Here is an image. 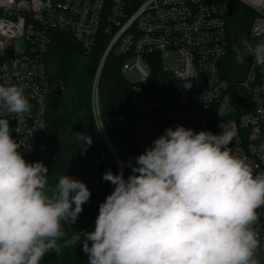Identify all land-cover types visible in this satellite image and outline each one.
Returning a JSON list of instances; mask_svg holds the SVG:
<instances>
[{"label":"clouds","instance_id":"9594fccd","mask_svg":"<svg viewBox=\"0 0 264 264\" xmlns=\"http://www.w3.org/2000/svg\"><path fill=\"white\" fill-rule=\"evenodd\" d=\"M240 45H233L239 63L252 56L264 66V40ZM0 109V264H41L59 251L61 221L74 224L91 192L68 175L49 184V168L18 151L7 116L20 123L31 114L22 87L0 85ZM220 127V134L168 127L135 158L132 175L125 179L123 162L118 174H103L114 189L99 205L94 231L84 232L88 264H259L252 226L264 206V173L253 175L232 154L236 128ZM78 139L92 143L82 133Z\"/></svg>","mask_w":264,"mask_h":264},{"label":"built area","instance_id":"2783aa9c","mask_svg":"<svg viewBox=\"0 0 264 264\" xmlns=\"http://www.w3.org/2000/svg\"><path fill=\"white\" fill-rule=\"evenodd\" d=\"M232 2L254 15L251 42L264 40V0H0V85L22 87L31 105L20 123L7 116L26 162L31 163L46 128L49 96L66 89L45 62L53 34L66 32L86 54L102 36L109 41L92 83L96 114L106 57L113 52L124 60L122 75L130 83L133 128L143 153L168 127L220 134L224 121L237 130L228 145L232 154L244 159L253 175L264 173V66L250 56L245 77L235 86L222 71ZM170 59L173 66H163ZM5 115L0 109V117ZM256 212L255 258L264 264V206Z\"/></svg>","mask_w":264,"mask_h":264},{"label":"trees","instance_id":"16d2710c","mask_svg":"<svg viewBox=\"0 0 264 264\" xmlns=\"http://www.w3.org/2000/svg\"><path fill=\"white\" fill-rule=\"evenodd\" d=\"M253 16L241 4L231 3L228 54L222 71L234 86L244 79L250 56L239 63L233 45L241 46L242 39L251 42L248 31ZM108 43L107 37L102 36L94 50L86 54L71 34L55 32L45 57L48 73L52 78H62L66 89L47 100L46 128L31 162L42 161L49 168V184L55 185L62 175H68L85 183L91 196L74 224L61 221L65 236L58 241L59 251L47 252L41 264H88V254L83 251L84 232L94 231L99 205L114 189L102 176L108 170L118 174L121 171L118 162H123L126 179L133 174L135 158L143 153L133 128L135 112L129 102L130 83L122 75L124 60L113 52L101 69L99 113L96 115L92 108L93 78ZM101 120L103 128L99 129ZM80 133L91 137L90 146H83L78 139ZM91 243L88 241L89 247Z\"/></svg>","mask_w":264,"mask_h":264},{"label":"rangeland","instance_id":"374dc122","mask_svg":"<svg viewBox=\"0 0 264 264\" xmlns=\"http://www.w3.org/2000/svg\"><path fill=\"white\" fill-rule=\"evenodd\" d=\"M102 59V58H101ZM100 63H101V60H100ZM99 63V64H100ZM104 64V63H103ZM163 66H166V67H168V68H170V67H172L173 66V62H172V60L170 59V60H166V61H164L163 62ZM94 79V78H93ZM99 80H100V76H99ZM99 84V83H98ZM238 91H239V89H238ZM238 92L237 91H232V93L230 94V98L229 99H231V100H233V98L235 97V96H237L236 94H237ZM228 103H230V101H228ZM98 107H99V100H98ZM234 112H238L240 109H239V106H236V107H234ZM98 111H99V108H98ZM99 113V112H98ZM97 113V114H98ZM96 114V115H97ZM32 163V162H31Z\"/></svg>","mask_w":264,"mask_h":264},{"label":"water","instance_id":"95a60500","mask_svg":"<svg viewBox=\"0 0 264 264\" xmlns=\"http://www.w3.org/2000/svg\"><path fill=\"white\" fill-rule=\"evenodd\" d=\"M170 77V76H169Z\"/></svg>","mask_w":264,"mask_h":264}]
</instances>
